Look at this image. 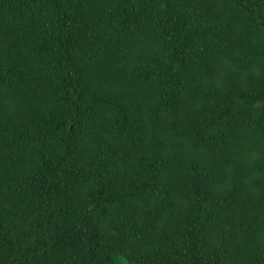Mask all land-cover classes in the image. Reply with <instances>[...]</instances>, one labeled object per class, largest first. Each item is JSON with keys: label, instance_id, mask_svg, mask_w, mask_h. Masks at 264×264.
I'll return each mask as SVG.
<instances>
[{"label": "trees", "instance_id": "trees-1", "mask_svg": "<svg viewBox=\"0 0 264 264\" xmlns=\"http://www.w3.org/2000/svg\"><path fill=\"white\" fill-rule=\"evenodd\" d=\"M0 264H264V0H0Z\"/></svg>", "mask_w": 264, "mask_h": 264}]
</instances>
